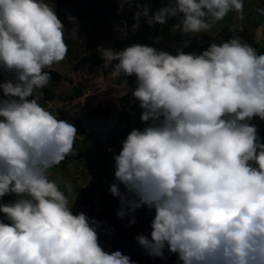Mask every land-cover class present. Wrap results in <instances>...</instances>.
<instances>
[{"label": "clouds", "instance_id": "1", "mask_svg": "<svg viewBox=\"0 0 264 264\" xmlns=\"http://www.w3.org/2000/svg\"><path fill=\"white\" fill-rule=\"evenodd\" d=\"M117 2L122 10L136 0ZM230 12L243 19L244 0H168L147 24L176 18L172 33L200 34ZM148 13L136 12L133 32ZM64 29L47 0H0V70L12 77L0 82V264H134L105 251L98 229L106 222L73 214L74 202L49 179L73 153L77 129L30 97L49 85L45 69L67 57ZM189 46L175 55L97 46L116 74L136 77L131 94L147 125L113 156L117 218L125 208L154 209L151 238L135 237L152 257L167 247L180 264H264V141L251 123L264 121V54L239 37L198 54L183 51ZM8 195L16 199L3 203Z\"/></svg>", "mask_w": 264, "mask_h": 264}, {"label": "rangeland", "instance_id": "2", "mask_svg": "<svg viewBox=\"0 0 264 264\" xmlns=\"http://www.w3.org/2000/svg\"><path fill=\"white\" fill-rule=\"evenodd\" d=\"M47 2L55 8L58 18L65 25L64 39L68 54L65 60L51 67L62 74L56 83L54 98L45 100L43 89L37 90L34 95L42 107L58 119L71 122L77 129L73 153L68 156L66 167L55 166L49 170V179L59 185L61 191L69 198L70 205L74 202L72 208L90 206L89 201L79 197L82 187L100 181L102 186L95 191L92 200L99 202L108 185L115 179L113 156L116 153L105 144L107 131H115L120 138L119 142L122 143L127 137V133L123 132L127 122L140 130L147 126L140 120L142 109L131 94L136 87L135 76L131 82L122 78V74H116V62L108 65L104 63L100 67L88 64L79 69L73 68L74 62L82 54L97 52V46L123 50L132 44H143L175 55L184 41L200 37L204 33L215 35L226 24L247 22L261 5V0H244L243 19L235 12H230L223 20L214 24L210 31L183 34L170 31L178 20H167L164 25L153 27L147 24V20L157 10L165 7L168 0H136L131 6L124 4L122 10L117 0H101V10L93 9L83 0H75L65 7L56 6L52 0ZM143 7L149 9L148 16L141 15L140 27L133 32L132 25L136 22L134 16ZM70 17L75 18L74 22L70 21ZM122 21L127 22L126 38H122V34L117 30V26H125ZM156 37H161L159 42H155ZM256 38L264 46V22L258 27ZM10 78L11 74L0 70V82ZM259 123L262 125L264 121L259 120ZM69 182L73 188L71 192L66 187ZM98 236L101 247L107 252L119 250L133 257L146 251L143 247L131 248L123 245L115 235L100 228Z\"/></svg>", "mask_w": 264, "mask_h": 264}, {"label": "trees", "instance_id": "3", "mask_svg": "<svg viewBox=\"0 0 264 264\" xmlns=\"http://www.w3.org/2000/svg\"><path fill=\"white\" fill-rule=\"evenodd\" d=\"M53 3L58 7H65L75 0H52ZM85 3H88L93 9L101 10L102 3L101 0H83ZM261 9H264V0H261V5L256 9L253 16L247 20V22H240L237 25L226 24L221 27L219 32L215 35L204 33L200 37H195L189 40L190 46L184 48L183 51L186 53H200L202 50L206 49L210 43L215 41L217 44H220L224 41L231 39L232 37H239L242 42H245L252 46L258 53L264 54V46L256 38V31L258 27L264 22V14H262ZM170 21L178 20L176 18H169ZM105 63L102 56L98 52H92L90 54H82L73 64V68L79 69L86 65H92L95 67H100ZM46 72H49L51 75V81L48 86L43 88V98L45 100H51L55 96V87L56 83L61 79L62 74L60 71L54 68H46ZM122 78L129 79L133 81V77L126 76L123 72L119 73V76ZM77 95H80L78 90ZM30 99H36L33 94ZM252 124H255L258 128V135L262 141H264V124L259 123V118H255L251 121ZM137 127H134L129 122L126 123L123 131L124 133L129 134V132ZM123 133V134H124ZM126 135V134H125ZM120 138L113 130H109L106 133L105 144L113 148L114 152L118 154L122 149V143L119 142ZM68 162V157H66L58 167H66ZM117 183L114 179L111 182L104 194L103 198L99 202H93V197L95 191L101 188L102 184L100 181L95 182L89 186L81 188V193L79 195L83 200L90 202V206L80 208L79 206L72 208L73 214L83 212L89 218H94L97 221L106 222L102 223L100 229L103 231H108L110 234H113L121 242V244L126 245L131 248H140L141 246L137 243L135 237L138 234L143 233L151 238V222L154 218L155 211L154 209H149L147 206H142L137 209L135 212H129L125 208V217L123 219L117 218V213L121 210V205L118 197H114L110 192L109 188L111 184ZM121 191H124V186L120 185ZM14 195H8L3 198V203H9L15 200ZM81 204V203H80ZM79 204V205H80ZM135 217L136 223L129 226L130 220ZM146 256V257H145ZM134 264H180L176 254H172L168 251V248L165 247L163 250L162 257H152L149 256L147 251L142 252L141 254L134 255L130 257Z\"/></svg>", "mask_w": 264, "mask_h": 264}, {"label": "water", "instance_id": "4", "mask_svg": "<svg viewBox=\"0 0 264 264\" xmlns=\"http://www.w3.org/2000/svg\"><path fill=\"white\" fill-rule=\"evenodd\" d=\"M158 25H160V24H159V23H155V24H154V26H158Z\"/></svg>", "mask_w": 264, "mask_h": 264}]
</instances>
